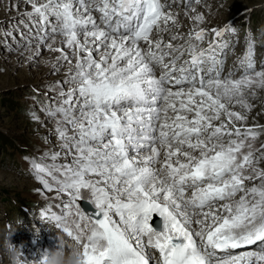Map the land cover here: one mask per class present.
<instances>
[{"label":"snow or ice","instance_id":"1","mask_svg":"<svg viewBox=\"0 0 264 264\" xmlns=\"http://www.w3.org/2000/svg\"><path fill=\"white\" fill-rule=\"evenodd\" d=\"M182 4L187 32L176 0H18L0 34V54H54L33 98L49 147L24 159L85 264H264V125L246 114L264 62L249 39L225 73L237 29Z\"/></svg>","mask_w":264,"mask_h":264},{"label":"rangeland","instance_id":"2","mask_svg":"<svg viewBox=\"0 0 264 264\" xmlns=\"http://www.w3.org/2000/svg\"><path fill=\"white\" fill-rule=\"evenodd\" d=\"M17 2L18 0H0V34L3 29L9 27L10 21H14L24 11V6L21 5L17 12L15 8ZM263 4L264 0H201V4L196 6L206 18V22L202 25L205 28L224 24L226 20L234 18L240 12L249 10L244 16L245 21L242 18L235 19L236 23L240 21L243 25L233 36V43L230 35L228 36L232 47L226 56V72L230 62L239 58L234 54L243 53L249 39L255 48L257 66L264 62ZM10 7L11 12H9ZM179 15L180 18L183 17L180 13ZM246 18L252 23V28L245 27ZM184 20L180 24H185V28L190 29L192 22L186 17ZM247 29H250V37ZM244 39H247L245 44ZM27 55H10L7 52L0 54V229L7 227L12 230L19 218H22V223L17 227L11 242L15 246L24 245L22 252H28L23 253L24 257L30 256L34 250L28 242V237L34 236L33 228L39 230V237H42L43 231L46 233L47 244L57 243L56 232H58L50 221H45L40 216L41 211L49 203L57 202L56 194L43 190L42 185L34 179L30 164L24 159L38 158L49 147L44 143L43 138L50 135L53 126L46 122L43 114L39 113V107L33 98L43 101L44 85L58 78L50 75L51 67L45 63V60L52 58L54 54L46 53L38 63H30L26 58ZM232 64L234 67L236 62ZM248 102L252 105V110L246 113L247 123L264 125V88H256L255 96L249 92ZM33 109H36L41 116L39 123L31 118L30 112ZM236 110L243 111L239 107ZM263 142L264 134L255 141L256 147L259 148ZM53 143H55L54 138ZM256 155L261 160V166L264 167V155L261 152H257ZM41 192L44 195H41ZM24 207L29 212L23 211ZM47 224L51 230L45 232Z\"/></svg>","mask_w":264,"mask_h":264},{"label":"clouds","instance_id":"3","mask_svg":"<svg viewBox=\"0 0 264 264\" xmlns=\"http://www.w3.org/2000/svg\"><path fill=\"white\" fill-rule=\"evenodd\" d=\"M21 223L22 218H19L14 229L9 230L7 227L0 229V261L2 264H34L23 257V244L15 246L11 242V238ZM63 233V231L56 232L55 250H45L39 264H85L82 246L74 240L68 239ZM33 234L35 241L39 238V230L33 228Z\"/></svg>","mask_w":264,"mask_h":264},{"label":"water","instance_id":"4","mask_svg":"<svg viewBox=\"0 0 264 264\" xmlns=\"http://www.w3.org/2000/svg\"><path fill=\"white\" fill-rule=\"evenodd\" d=\"M81 206H83L82 208L87 212L88 211H93V209L91 208V206L89 204H87L86 202H82Z\"/></svg>","mask_w":264,"mask_h":264},{"label":"bare ground","instance_id":"5","mask_svg":"<svg viewBox=\"0 0 264 264\" xmlns=\"http://www.w3.org/2000/svg\"><path fill=\"white\" fill-rule=\"evenodd\" d=\"M240 12V11H239ZM182 16V15H181ZM223 24V23H222ZM222 24H218L217 26H219V27H222V26H224L225 24H226V21L224 22V24L222 25ZM209 27H211V26H208L207 28H209ZM227 38H228V36H226ZM234 68V67H233ZM264 116V115H263ZM83 207V206H82ZM88 211V210H87ZM64 235L66 236V234L64 233ZM69 238V237H68ZM70 239V238H69Z\"/></svg>","mask_w":264,"mask_h":264}]
</instances>
